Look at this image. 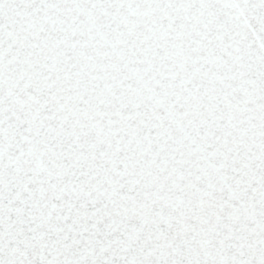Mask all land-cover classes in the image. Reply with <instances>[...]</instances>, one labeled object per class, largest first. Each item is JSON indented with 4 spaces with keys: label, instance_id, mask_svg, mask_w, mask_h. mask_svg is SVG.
Listing matches in <instances>:
<instances>
[{
    "label": "snow or ice",
    "instance_id": "1",
    "mask_svg": "<svg viewBox=\"0 0 264 264\" xmlns=\"http://www.w3.org/2000/svg\"><path fill=\"white\" fill-rule=\"evenodd\" d=\"M0 264H264V0H0Z\"/></svg>",
    "mask_w": 264,
    "mask_h": 264
}]
</instances>
